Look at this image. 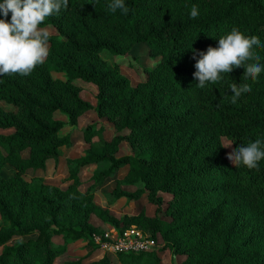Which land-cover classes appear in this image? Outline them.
Segmentation results:
<instances>
[{
	"label": "trees",
	"instance_id": "16d2710c",
	"mask_svg": "<svg viewBox=\"0 0 264 264\" xmlns=\"http://www.w3.org/2000/svg\"><path fill=\"white\" fill-rule=\"evenodd\" d=\"M110 2L68 0L66 10L40 25L54 30L45 61L28 76H0V102L9 107L0 106V168H13L9 177L0 176V264H52L78 239L85 253L63 264H109L105 255L92 259L97 249L92 234L101 228L90 222L91 215L117 230L138 224L150 229L151 239L159 232L162 247L182 254L178 264H264V160L256 169L234 166L220 144L224 137L234 151L264 140V72L254 83L245 80L243 67L235 68L203 89L193 78L194 51L216 47L232 27L264 45V0H124L127 15L109 11ZM192 5L199 9L195 19L189 17ZM137 43L160 59L145 70L144 81L131 85L98 53L124 56ZM254 50L264 64V47ZM76 80L95 86L94 102L85 99ZM230 83L250 84L252 91L233 104ZM86 111L97 121L81 129L88 144L82 154L65 159L70 182L45 183L33 172L72 146L71 131H59L76 126ZM102 118L113 126L109 139L101 135ZM122 141L131 154L116 156ZM90 164L89 182L80 189L78 172ZM123 167L126 174L107 195L131 201L146 191L158 205L155 192L169 194L163 209L168 221L143 214L117 217L94 202L96 186ZM227 205L240 213L229 218ZM243 217L257 224L255 234L243 233ZM56 236L60 243L52 241ZM155 252L116 255L121 264H158Z\"/></svg>",
	"mask_w": 264,
	"mask_h": 264
},
{
	"label": "clouds",
	"instance_id": "9594fccd",
	"mask_svg": "<svg viewBox=\"0 0 264 264\" xmlns=\"http://www.w3.org/2000/svg\"><path fill=\"white\" fill-rule=\"evenodd\" d=\"M68 8V0H3L0 2V76L5 74L30 75L49 55L50 33L40 27L45 19ZM107 8L112 13L120 10L129 12L124 0H111ZM11 13L10 21L7 19ZM199 9L192 5L189 13L191 19L197 18ZM216 47L209 46L206 51L195 53L193 78L197 86L203 89L207 84H217L235 68H244L245 80L254 83L264 72L261 56L254 50L264 47L257 36L244 35L237 27L218 39ZM198 55V59H196ZM231 103L235 104L242 94L250 93V84L230 83ZM232 146L226 141L224 148ZM227 160L234 166L258 168L264 160V140L257 138L254 142L239 145L227 155Z\"/></svg>",
	"mask_w": 264,
	"mask_h": 264
},
{
	"label": "rangeland",
	"instance_id": "374dc122",
	"mask_svg": "<svg viewBox=\"0 0 264 264\" xmlns=\"http://www.w3.org/2000/svg\"><path fill=\"white\" fill-rule=\"evenodd\" d=\"M50 34H54V30L51 27H45ZM99 58L108 66H116L122 75L128 78L131 85H135L140 81H144L146 78V72L145 70L147 68L152 67L159 59L160 56H152L148 50V48L143 43H137L135 44L132 49L129 51L128 54L124 56H114L110 54L106 50H101L98 53ZM52 77H58L62 78V75L60 73L56 72H50ZM74 84L79 86L84 92L85 99L90 100L91 102H94L93 94L96 91L95 86L91 83L82 82L79 80L74 81ZM0 106L3 108H9L4 103L0 102ZM53 117L55 119L63 118L59 113H54ZM103 120V129L101 132V135L105 139H109L111 135L114 133L113 126L110 122L106 121L104 118ZM94 121H97V117L92 111H86L79 115L77 124L74 127L61 129L59 131V134H63L65 131L69 130L71 131V141H72V148L64 150L62 158L54 161H50L47 163L44 170H35L33 172L34 175H40L42 176V179L45 183L56 185L59 187H63L66 184H68L70 181L66 179L67 176V170L65 167V159L68 158L67 156L70 154V156L77 157L80 156L84 150L88 146L87 143H84L82 140L81 135V129ZM2 132V131H0ZM96 136L92 138V140H96ZM227 140L224 137H220V144L223 147L224 155L223 157L225 160L230 163L227 160V155L232 152V146L229 148H224V144ZM70 152V153H69ZM126 154H131V149L127 145L125 141H122L116 150L115 155L116 156H122ZM94 168L93 164L86 165L84 167H81L78 172V180L79 185L78 187L80 189H84L86 185L88 184L89 180L88 177L90 176V173L92 169ZM13 172V168L8 165L4 164L0 168V176L3 178L9 177ZM127 172V167H123L118 170L116 175L113 178L106 179L102 184L97 185L96 189L93 193V200L96 204H98L101 207H105L109 209L112 214L116 215L117 217L121 216H127V217H136L138 214H143L149 218H159L163 221H168L170 218L167 214L164 213L163 209L166 206L170 196L169 194H163L160 191H156L155 194L157 196H161V203L155 204L149 201L146 195V191L141 193L140 197L136 200L131 201H125L124 198H119L116 200H113L110 198L107 193L109 190L112 189L114 185V180L118 178H122ZM30 175V172H28L24 177L27 179ZM118 177V178H117ZM138 186H141V184H138ZM240 210V209H239ZM239 210H236L234 206L227 205L226 207V214L230 218L232 215H235ZM225 214V212H224ZM245 217L242 219H239L241 222H244V226L241 227V230H243L244 234H255L257 232L256 229V223L251 222L249 220H244ZM90 222L99 228H101L100 232H103L105 228L108 226H105L102 224L95 216H90ZM123 224V223H120ZM131 225L136 226L137 229L141 231L143 234L144 239H151L149 236L150 229L147 230V228H142L140 225L133 223ZM154 238H152L153 244L149 245V250L155 249V254L158 256V264H178L183 256L182 254H173L170 248L162 247L163 246V239L159 232H156L153 235ZM52 241L54 243H60L61 239L59 237H52ZM70 245L68 249L65 248V251L59 255H57L52 264H63L65 260L68 259H75L80 256H82L85 253V250L83 248L84 241L81 239L71 241L67 243ZM72 244V245H71ZM162 247V249H161ZM102 255H105L109 259V264H121L119 262V259L115 252L113 251H106L104 249L97 248L94 252L92 259L100 258Z\"/></svg>",
	"mask_w": 264,
	"mask_h": 264
},
{
	"label": "built area",
	"instance_id": "2783aa9c",
	"mask_svg": "<svg viewBox=\"0 0 264 264\" xmlns=\"http://www.w3.org/2000/svg\"><path fill=\"white\" fill-rule=\"evenodd\" d=\"M92 240L97 248L115 253H138L149 250L152 239H144L143 234L134 225L121 230L108 226L101 233H93Z\"/></svg>",
	"mask_w": 264,
	"mask_h": 264
},
{
	"label": "crops",
	"instance_id": "0c3cea01",
	"mask_svg": "<svg viewBox=\"0 0 264 264\" xmlns=\"http://www.w3.org/2000/svg\"><path fill=\"white\" fill-rule=\"evenodd\" d=\"M95 93V92H94ZM2 103V102H1ZM56 113V112H55ZM61 115V114H60ZM62 116V115H61ZM63 117V116H62ZM60 119H62L63 120V118H60ZM101 122L103 123V120H101ZM72 148V146L69 148V150ZM85 149V148H84ZM70 153V152H69ZM68 158H74L73 156H70V154L67 156ZM62 157L60 156V157H58V161H59V159H61ZM50 161H53L52 159H49V160H47L46 161V165H47V163L48 162H50ZM46 165H45V167H46ZM91 165V164H90ZM94 166V165H93ZM118 178V177H117ZM118 179H120V178H118ZM109 210V209H108ZM110 211V210H109ZM111 212V211H110ZM112 213V212H111ZM58 237V236H57ZM72 245V244H71ZM70 245H66V249H68V247H69Z\"/></svg>",
	"mask_w": 264,
	"mask_h": 264
}]
</instances>
